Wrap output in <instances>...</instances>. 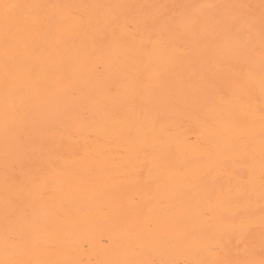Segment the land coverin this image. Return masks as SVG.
<instances>
[{
	"label": "bare ground",
	"instance_id": "obj_1",
	"mask_svg": "<svg viewBox=\"0 0 264 264\" xmlns=\"http://www.w3.org/2000/svg\"><path fill=\"white\" fill-rule=\"evenodd\" d=\"M0 264H264V0H0Z\"/></svg>",
	"mask_w": 264,
	"mask_h": 264
}]
</instances>
